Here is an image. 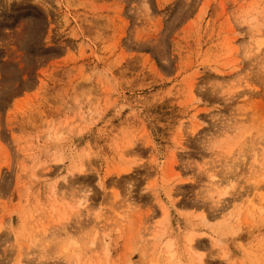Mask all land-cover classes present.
Masks as SVG:
<instances>
[{"label":"rangeland","instance_id":"374dc122","mask_svg":"<svg viewBox=\"0 0 264 264\" xmlns=\"http://www.w3.org/2000/svg\"><path fill=\"white\" fill-rule=\"evenodd\" d=\"M263 9L264 0H0V264H167L171 239L168 264H259ZM71 163L85 174L70 176ZM52 189L70 206L55 205L66 224L51 213ZM37 200L32 246L19 232ZM48 220L65 227L47 231ZM69 239L81 256L72 263L55 247Z\"/></svg>","mask_w":264,"mask_h":264},{"label":"bare ground","instance_id":"6f19581e","mask_svg":"<svg viewBox=\"0 0 264 264\" xmlns=\"http://www.w3.org/2000/svg\"><path fill=\"white\" fill-rule=\"evenodd\" d=\"M263 10H264V9H263ZM263 10H262V13H264ZM262 16H263V15H262ZM254 18H255V17H254ZM263 18H264V17H263ZM256 19H257V18H256ZM253 20H254V19L252 18V21H253ZM252 23H253V22H252ZM253 25H254V24H253ZM58 133H59V132H58ZM58 133H56V134H57V137H58ZM56 134H55V135H56ZM58 138H59V137H58ZM126 143H127V141H126ZM125 145H126V144H125ZM228 149L230 150V148H228ZM80 159H81V158H80ZM58 160H59V162H60V161H61V158L59 157V159H57L56 162H58ZM72 160H73V159H72ZM82 160H83V159H82ZM72 162H74V160H73ZM84 163H85V161H84ZM84 163H83V164H84ZM76 164H77V163H76ZM76 164H75V163H71L69 166H67V171L70 172V176H72V177H73L75 174H80V176H83V175L81 174V173H84V174H85V172H84L85 169H84L83 164H82L83 167H82V166H77ZM115 168H116V167H115ZM115 168L112 169V170H117V169H118V170L121 171V172H122V171H125L124 169L122 170V168H121V170H120V168H118V167H117L116 169H115ZM123 168H126V167H123ZM83 169H84V170H83ZM128 170H129V169H128ZM85 171H86V170H85ZM116 172H117V174L120 173V172H118V171H116ZM78 176H79V175H78ZM116 176H117V175H116ZM63 178L65 179L66 177H63ZM101 184H102V183H101ZM51 192H53V189L51 190ZM168 193H170V192L168 191ZM221 194H223V193H221ZM224 194H225V193H224ZM29 197H30V196H29ZM48 197L50 198V199H49V202H50L49 207H50V209H51V211H52L51 213H53V214L56 213V217H57L58 219H61V217L59 218V217L57 216V213L59 214L60 211L58 212V208L55 207V205H56L58 202L55 203V202L52 201V197H53V200H55V194H54V192L51 193V194H49ZM58 198H59V197H58ZM60 199H62V202H60V203H63V202L65 201V200L63 201V198H62V197H61ZM85 199H86V198H85ZM57 200H58V199H57ZM86 200H87V199H86ZM55 201H56V200H55ZM58 201H59V200H58ZM60 201H61V200H60ZM36 202H37V203H35L33 206H31V207L28 208L29 211H28V209H27L26 211L23 210V212H22V214H23V215H22V221H23V224H24V225H22V226H24V230L21 229L19 233L22 235V232H24V240H25V241L27 240L28 242L31 241V242L29 243V245H31L32 243L36 244V242L34 241V238L31 240V236H30L31 231H30L29 228H28V227H29V223H30V219H31V218H34V217L32 216V215L34 214V212H35L34 208H36V207L39 206V205H40V206L42 205V203H41L39 200H37ZM172 202H173V201H172ZM32 203H33V202H32ZM60 203H58V205H59ZM64 203H65V205H68L67 201H65ZM75 203L77 204V202H75ZM85 203H86V202H85ZM85 203H84V204H85ZM71 204L75 206L74 203H71ZM71 204H70V205H71ZM65 205H64V206H65ZM59 206L61 207L62 204L59 205ZM77 206H79V205H76V207H77ZM80 206H81V203H80ZM83 206H84V205H83ZM41 207H42V206H41ZM41 207H39V209H40ZM44 207H45V206H44ZM67 207H68V211H69V207H70V206L68 205ZM72 207H73V206H72ZM72 207H71V208H72ZM76 207H75V208H76ZM23 208H24V207H23ZM71 208H70V209H71ZM78 208H79V207H77L76 210H77ZM36 209H37V208H36ZM66 209H67V208H66ZM66 209H64V210H66ZM21 210H22V209H21ZM45 210H46V209H45ZM48 210H49V209H48ZM61 210H63V208H62ZM73 210H75L74 207L71 209V212H68V213H70V214L73 213V212H74ZM78 210H79V209H78ZM163 210H164V209H163ZM39 211H40V210H39ZM72 211H73V212H72ZM18 212H20V211H18ZM36 212L38 213V211H36ZM43 212H44V211H43ZM64 212H65V211H64ZM77 212H78V211H77ZM77 212H74V213H77ZM165 212H166L165 210H164V212L162 211V213H164L163 215H165V216L162 215L163 217H165V218H163V217L161 218V221H162V222H164L165 220H166V222H168V220H167V218H166L167 215H166ZM45 213H46V212H45ZM49 213H50V210H49ZM61 213L63 214V218H64V216H65L64 213H63V212H60V214H61ZM65 213H67V212H65ZM68 213H67V214H68ZM38 214H40V213H38ZM41 214H42V213H41ZM41 214H40V215H41ZM48 215H49V214H48ZM48 215H46V217H47ZM54 215H55V214H54ZM34 216H35V215H34ZM49 216L52 217V215H49ZM49 216H48V217H49ZM67 216H69V215H67ZM67 216H65V217H66L65 219H68V221H69L71 216H70L69 218H68ZM229 216H230V215H229ZM43 217H44L43 219H45V216H43ZM203 217H204V216H203ZM227 217H228V216H227ZM227 217H226V218H227ZM230 217H231V216H230ZM37 218H38V217H37ZM54 218H55V217H54ZM71 218H72V217H71ZM39 219H40V217H39ZM39 219H38V220H39ZM47 219H48V218H47ZM47 219H46V220H47ZM58 219H57V221H58ZM163 219H164V221H163ZM41 220H42V219H41ZM61 220L64 221V219H61ZM32 221H33V220H32ZM34 221H35V220H34ZM48 221H49V220H48ZM51 221H53V222L51 223ZM51 221H49V225L46 224V225H47V227H46L47 229H46L45 227H41L42 224H43V222H42V224H39V225H41L40 227H41L42 229L45 228V230L48 231V227L50 226V223L53 224L54 222H56V221H54V220H51ZM59 221H60V220H59ZM63 221H60V225H63L65 222H67V221H64V223L62 224ZM161 221L158 222L157 225H159V223H161ZM203 221H207V220H204V219H203ZM203 221H202V222H203ZM222 221H223V219H222ZM222 221H221V222H220V221H217L218 223L215 221L216 224H220V223H222V224H220L219 226L216 225L215 223L212 225V226L216 225V226H214V228H215V227H220V226H221L222 229L219 228V229H220V230H219V229H216V228H215L216 230H214L215 233L217 232V235H218V231L223 230V226H222V225L226 224L227 221H228V224H229V217H228V220L226 219V222H225V219H224V222H225L224 224H223ZM207 222H208V221H207ZM219 222H220V223H219ZM38 223H39V222H38ZM203 223H206V222H203ZM33 224H34V223H33ZM55 224H56V223H55ZM65 224H66V223H65ZM65 224H64V227H65ZM208 224H209V223H208ZM34 225H35V224H34ZM36 225H37V224H36ZM44 225H45V224H44ZM44 225H43V226H44ZM58 225H59V224H57V226H58ZM60 225H59V226H60ZM162 225H163V223L160 225V227H161ZM52 226H53V228H54L56 225L54 226V224H53ZM57 226H56V227H57ZM206 226H207V224H206ZM208 226H209V225H208ZM226 226H227V225H226ZM226 226H225V227H226ZM36 227H37V226H36ZM50 227H51V226H50ZM56 227H55V229H56ZM41 228H40V230H42ZM157 228H158V227H157ZM214 228L212 227L211 230H213ZM228 228H230L229 225H228ZM228 228L226 227L225 229H228ZM55 229H54V230H55ZM161 229H162V228H161ZM31 230H32V229H31ZM35 230H36V231H35ZM35 230H34V231L32 230V231H33V233L36 235V232L38 233L40 230H39V229L37 230V228H36ZM155 230H156V229H155ZM157 230H158V229H157ZM157 230H156V231H157ZM228 230H229V229H228ZM42 231H44V230H42ZM42 231H41V232H42ZM225 231H226V230H225ZM229 231H230V230H229ZM229 231H228V232H229ZM45 232H46V231H45ZM45 232H42V234H43V233L45 234ZM211 232H212V231H211ZM214 232H213L212 234H214ZM221 232H222V231H221ZM33 233H32V237H33V235H34ZM190 233H191V232H190ZM190 233L188 234V237H186V243L189 244L188 249L191 251V250H195V249H194L195 246H193V244H194L193 242H194V239H195V240H197V239H196V237H194L196 234H194V233L190 234ZM38 234H39V233H38ZM44 234H43L42 236H44ZM160 234H161V233H158V235L156 236V233H155V235L153 236V237H155V240H157V242H159V241H158V237H159V239H160L161 236H162V235H160ZM197 234H198V233H197ZM227 234H228V233H227ZM229 234H230V233H229ZM55 235H56V233H55ZM189 235H191V236H189ZM201 235H203V234L201 233ZM214 235H216V234H214ZM45 236H46V234H45ZM199 236H200V233H199ZM199 236L197 235L198 238H201V236H200V237H199ZM222 236H223V235L221 234V237H222ZM34 237H35V236H34ZM36 237H37V236H36ZM39 237H40V236L38 235L37 238H39ZM94 237H96V236L94 235ZM94 237H92V242H91L92 244H91L90 242H89L90 244H88V245H93V247H94V244H96V243L93 244V241L96 240V238H94ZM207 237H209V236H207ZM219 237H220V235L218 236V238H219ZM43 238H44V237H43ZM46 238H47V236H46ZM68 238H72V237H68ZM209 238L211 239V237H209ZM209 238H208V239H209ZM215 238H217V237H215ZM215 238H214V239H215ZM40 239H42V238L40 237V238L37 239V240L40 241ZM44 240H45V239H44ZM63 240H65V239H63ZM218 240H219V239H218ZM22 241H23V240H22ZM25 241H24V242H25ZM38 241H37V243H38ZM67 241H68V240H67ZM71 241H73V240L71 239ZM71 241H70V239H69V242H70V243H71ZM88 241H89V240H88ZM90 241H91V240H90ZM160 241H161V240H160ZM212 241H213V239H212ZM60 242H62V241H60ZM69 242H67V243H61L60 246H57V244H55V247H57L58 251H57V249H55V247H54V249H55V252L57 251V252H59V254L62 253V256L65 255V253L70 252V255H72L71 258H70V259H71V263H72V262H73L72 259H74V256H75V258L78 259V260H79V258H81V256H79L80 254L78 255V250H76V249H79V248H77L78 245H76L77 247H74V246H75V243L77 244V242H76V241H73V244H74L73 247H71V245H70ZM74 242H75V243H74ZM173 242H174V240L171 239V240H167V242H165V243L163 244L164 248L162 249V253L164 254L163 257L165 258V261L167 262V264H168V262L170 263V261L172 260V257H173L174 254H175L174 251H172V248H173ZM214 242H216V239L213 241V244H215V247H218L219 245H216V244H218V242H216V243H214ZM21 243H22V242H21ZM159 243H160V242H159ZM71 244H72V243H71ZM155 244H157V243H155ZM23 245H25V244H23ZM26 245H27V244H26ZM26 245H25V246H26ZM29 245H28L27 247H30ZM47 245H48V244H47ZM47 245H46V247H48ZM158 245H159V244H158ZM158 245H157V246H158ZM32 246H34V245L32 244ZM53 246H54L53 244H52V247H51V245H50L51 248H53ZM96 246H97V245H96ZM98 246H101L100 249H101L102 251H104V254H105V255H103V253H102V256H101V257L103 258V256H108V254H107L108 250H107V246H106V244H105V245H98ZM154 246H155V245H154ZM192 246H193V248H191ZM212 246H213V245H212ZM50 247H48V249H51ZM87 248H88V247H87ZM87 248H84L85 251L89 249V248H88V249H87ZM91 248H92V247H91ZM98 248H99V247H98ZM102 248H103V249H102ZM54 249H53V250H54ZM96 249H97V248H96ZM156 249H157V248H156ZM59 250H60V251H59ZM93 250H94V254H95V251H96V250L92 248L91 251H93ZM160 250H161V249H160ZM76 251H77V252H76ZM88 251H89V250H88ZM88 251H87V252H88ZM98 251H99V250H98ZM43 252H45V251H43ZM53 252H54V251H53ZM57 252H56V253H57ZM87 252H86V254H85L84 251H83V255H84V254H85V256L87 255V258L84 256V258H83L84 261H85V259H88V258L90 257V256H88L89 253H87ZM187 252H188V251H187ZM192 252H193V251H191V253H192ZM195 252H197V251L195 250ZM247 252H249V251H247ZM256 252H257V251H256ZM45 253H46V252H45ZM45 253H44V254H45ZM63 253H64V254H63ZM90 253H92V252H90ZM162 253H161V254H162ZM193 253H194V252H193ZM193 253H192V255H193ZM220 253H221V252H220ZM224 253H225V252H224ZM226 253H227V252H226ZM57 254H58V253H57ZM68 254H69V253H68ZM222 254H223V253H222ZM251 254H252V253H251ZM60 255H61V254H60ZM70 255H69V256H70ZM95 255H96V254H95ZM195 255H196V254H194V256H195ZM201 255H202V254H201ZM261 255H262V254H261ZM96 256H97V255H96ZM188 256H189V255H188ZM225 256H227V255H225ZM225 256H224V258H225ZM247 256H248V255H247ZM91 257H92V256H91ZM160 257H161V256H160ZM201 257H203V255H202ZM201 257H199V256L197 255V258H195V260H194L193 258H192V259H193L194 261H196L197 264H203V262H204V261H203L204 258L202 259ZM253 257H255V256H253ZM259 257H261V256H259ZM102 258H101V259H102ZM104 258L107 260L109 257H107V258L104 257ZM158 258H159V257L157 256V258H156V263H157V264H158V263L161 264V261H159ZM179 258H180V257H179ZM189 258H190V257H189ZM99 259H100V258H99ZM99 259H98V257H97V258H96V261H98ZM101 259H100V260H101ZM160 259H161V258H160ZM174 259H175V258H174ZM186 259H187V257H186ZM257 259H258V258H257ZM259 259H261V260L259 261V262H260L259 264H264V257L259 258ZM100 260H99V261H100ZM150 260H151V259H149V261H150ZM152 260H153V259H152ZM157 260H158V261H157ZM190 260H191V259H190ZM252 260H253V259H252ZM76 261H77V260H76ZM89 261H90V260H89ZM102 261H103V260H102ZM102 261H100V263H102ZM176 261H178V260L176 259ZM191 261H192V260H191ZM67 262H68V261H67ZM127 262H128V261H127ZM192 262H193V261H192ZM251 262H252V261H251ZM256 262H257V261H256ZM73 263H74V262H73ZM73 263H72V264H73ZM82 263H83V262H82ZM89 263H90V262H88V264H89ZM103 263H104V262H103ZM105 263H106V262H105ZM188 263H189V262H188ZM18 264H20V263H18ZM77 264H78V261H77ZM83 264H84V263H83ZM93 264H94V263H93ZM126 264H127V263H126ZM150 264H153V263H150ZM162 264H163V263H162ZM164 264H165V263H164ZM178 264H181V263L178 262ZM250 264H251V263H250Z\"/></svg>","mask_w":264,"mask_h":264}]
</instances>
